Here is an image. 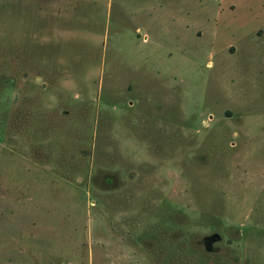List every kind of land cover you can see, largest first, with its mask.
Returning a JSON list of instances; mask_svg holds the SVG:
<instances>
[{
    "label": "rangeland",
    "instance_id": "rangeland-1",
    "mask_svg": "<svg viewBox=\"0 0 264 264\" xmlns=\"http://www.w3.org/2000/svg\"><path fill=\"white\" fill-rule=\"evenodd\" d=\"M0 264H264V0H0Z\"/></svg>",
    "mask_w": 264,
    "mask_h": 264
}]
</instances>
